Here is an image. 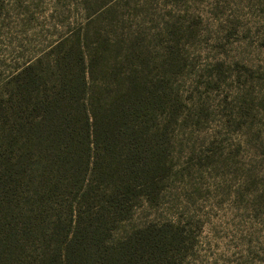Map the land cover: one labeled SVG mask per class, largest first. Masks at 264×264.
<instances>
[{
	"label": "trees",
	"instance_id": "16d2710c",
	"mask_svg": "<svg viewBox=\"0 0 264 264\" xmlns=\"http://www.w3.org/2000/svg\"><path fill=\"white\" fill-rule=\"evenodd\" d=\"M89 1L0 82V264H183L181 231L137 217L173 169L178 61Z\"/></svg>",
	"mask_w": 264,
	"mask_h": 264
},
{
	"label": "rangeland",
	"instance_id": "374dc122",
	"mask_svg": "<svg viewBox=\"0 0 264 264\" xmlns=\"http://www.w3.org/2000/svg\"><path fill=\"white\" fill-rule=\"evenodd\" d=\"M108 1L101 26L178 61L173 169L138 220L181 231L183 264H264V0ZM84 15L74 0H0V82Z\"/></svg>",
	"mask_w": 264,
	"mask_h": 264
}]
</instances>
